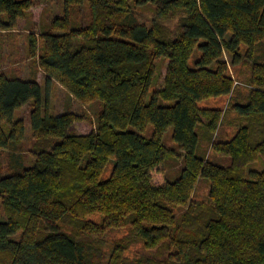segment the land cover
Instances as JSON below:
<instances>
[{"label":"trees","instance_id":"16d2710c","mask_svg":"<svg viewBox=\"0 0 264 264\" xmlns=\"http://www.w3.org/2000/svg\"><path fill=\"white\" fill-rule=\"evenodd\" d=\"M60 1L30 55L48 89L100 109L52 112L35 74L0 70V264H264V0ZM35 5L0 0V47ZM221 95L225 108L200 104Z\"/></svg>","mask_w":264,"mask_h":264},{"label":"rangeland","instance_id":"374dc122","mask_svg":"<svg viewBox=\"0 0 264 264\" xmlns=\"http://www.w3.org/2000/svg\"><path fill=\"white\" fill-rule=\"evenodd\" d=\"M62 5L60 0H36V5L29 11L23 18L18 20L17 26L12 30L2 32L1 37V47H0V70L6 72L7 74H16L22 78H27L33 74L36 75L38 80L43 84L44 83V73L37 66V56L30 55L29 48V36L31 33L40 38V27L45 23L49 22L51 18L56 15H61ZM149 10L145 9L142 11V15L140 19L142 21H147V16L149 14ZM73 19H77L78 21H87L89 17L88 8L86 5H82L74 8V12L72 13ZM40 43V42H39ZM190 62H193V58H191ZM166 71V61L164 58H161L157 62L156 66V74H157V82L155 87H161L164 74ZM153 88V87H152ZM50 89V91H49ZM46 84L42 86V94L43 101L48 103V107L52 112H61L66 108H71L72 110H76L80 113H87L92 119L96 117V113L100 109L99 102H94L88 105H83L78 102L75 98L71 97L70 94L58 83L53 84L49 87ZM229 101L228 95H221L216 97H210L200 102L202 106L206 107H222L225 108ZM31 104H24L20 109H17L14 113L15 118H23L26 124L27 139L25 149H28L31 146L32 140L30 139V124H29V112H30ZM81 128L83 130H87L88 125H82ZM129 129L135 130L132 126H129ZM234 131L233 127L228 125H220L216 138H226L229 137ZM153 132L152 124H148L146 129L144 130V134L149 136ZM172 128L168 129L164 134V143L167 147L171 149H178V146L173 141L172 138ZM208 150V149H207ZM208 158L220 160L219 156L213 154L212 150L207 151ZM4 164H7L6 154L3 157ZM262 165V161L251 165V167L259 168ZM182 165L178 166V163L173 165H168L169 177L173 178L178 174V170ZM111 167L109 166L106 175L109 174ZM208 181L204 179H200L197 183V187L194 193L196 198H203L208 192ZM125 232L124 229L118 231L113 230L109 232V236L118 237ZM130 254L138 253L142 251V246L140 244L134 243L130 248Z\"/></svg>","mask_w":264,"mask_h":264}]
</instances>
